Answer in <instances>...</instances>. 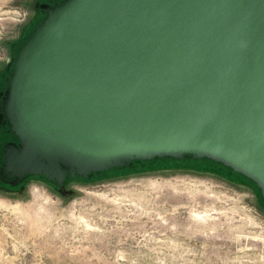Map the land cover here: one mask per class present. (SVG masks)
<instances>
[{"label":"water","instance_id":"obj_1","mask_svg":"<svg viewBox=\"0 0 264 264\" xmlns=\"http://www.w3.org/2000/svg\"><path fill=\"white\" fill-rule=\"evenodd\" d=\"M9 58V177L62 187L208 159L264 202V0H62Z\"/></svg>","mask_w":264,"mask_h":264},{"label":"rangeland","instance_id":"obj_2","mask_svg":"<svg viewBox=\"0 0 264 264\" xmlns=\"http://www.w3.org/2000/svg\"><path fill=\"white\" fill-rule=\"evenodd\" d=\"M47 1L0 0V74ZM152 165L0 186V264H264L253 183L212 163Z\"/></svg>","mask_w":264,"mask_h":264},{"label":"flooded vegetation","instance_id":"obj_3","mask_svg":"<svg viewBox=\"0 0 264 264\" xmlns=\"http://www.w3.org/2000/svg\"><path fill=\"white\" fill-rule=\"evenodd\" d=\"M52 1L53 3L51 1L50 2L47 1L39 4V8L35 10V14H34L35 17L34 20H32V23H30V27L34 24L39 14L45 16L46 12L42 8V5L46 4L49 6H54L57 3H59L61 0H52ZM11 69H12V65H8V69H6L3 74H0V186L5 187V189L7 188L14 190L22 187L26 183V181H28L33 175L28 174L23 177H16V176L9 177L8 174H5L2 171V167L5 164L4 158H5L6 146L10 143H14V144L19 143L18 137L10 129V123L8 121V118L5 116L3 109V102H4L5 92L10 79ZM7 71H9L8 74Z\"/></svg>","mask_w":264,"mask_h":264},{"label":"trees","instance_id":"obj_4","mask_svg":"<svg viewBox=\"0 0 264 264\" xmlns=\"http://www.w3.org/2000/svg\"><path fill=\"white\" fill-rule=\"evenodd\" d=\"M155 163V164H154ZM183 163H186L188 165H183ZM191 163V164H190ZM201 163H212V164H217L219 166H222L221 164L219 163H215V162H212L208 159H198V160H191L189 158L187 159H183V160H178V159H173V158H167V159H155V160H150V161H134L131 165H129L130 167H136L138 165H142V164H148V165H151L153 164L152 166H158L159 164H167L168 166H173V164H179V165H183V166H190V165H200L201 167H203L201 165ZM127 166V167H129ZM179 167V166H177ZM205 167V166H204ZM223 167V166H222ZM113 169H118V168H113ZM113 169H110V170H113ZM227 169V168H226ZM229 170V169H228ZM229 172L231 173L232 171L229 170ZM237 177H242L240 176L239 174H235ZM243 178V177H242Z\"/></svg>","mask_w":264,"mask_h":264},{"label":"bare ground","instance_id":"obj_5","mask_svg":"<svg viewBox=\"0 0 264 264\" xmlns=\"http://www.w3.org/2000/svg\"><path fill=\"white\" fill-rule=\"evenodd\" d=\"M218 169V168H217ZM220 170V169H219ZM222 172H224L223 170H221ZM227 175V174H226ZM227 176H229V175H227ZM231 177H233L232 175H231ZM235 178V177H234Z\"/></svg>","mask_w":264,"mask_h":264}]
</instances>
